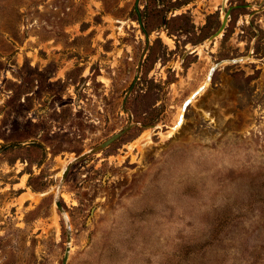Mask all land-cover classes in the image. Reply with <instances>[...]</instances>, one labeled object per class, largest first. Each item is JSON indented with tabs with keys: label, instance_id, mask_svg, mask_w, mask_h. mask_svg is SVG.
Wrapping results in <instances>:
<instances>
[{
	"label": "rangeland",
	"instance_id": "374dc122",
	"mask_svg": "<svg viewBox=\"0 0 264 264\" xmlns=\"http://www.w3.org/2000/svg\"><path fill=\"white\" fill-rule=\"evenodd\" d=\"M136 2L0 0V264H264V0Z\"/></svg>",
	"mask_w": 264,
	"mask_h": 264
},
{
	"label": "water",
	"instance_id": "95a60500",
	"mask_svg": "<svg viewBox=\"0 0 264 264\" xmlns=\"http://www.w3.org/2000/svg\"><path fill=\"white\" fill-rule=\"evenodd\" d=\"M138 2L139 0H137L136 2V8H138ZM221 8L224 10L226 9V6H225V3L222 4ZM229 15H230V10H226L225 11V15L223 16V19H222V22H221V25L219 26V28L213 32L207 39V42H206V45L210 42H214V40H216V38H218L225 30L226 26H227V23H228V19H229ZM189 53V51H186L183 55V58ZM244 60V57H238V58H233V59H230V60H220L218 62H216L215 64L212 65V67L210 68V71L208 73V76H207V84L208 82L211 80V77L214 73V71L220 67L224 62H240ZM207 85H204L202 86L200 89L196 90L193 94H192V98H188L183 106H182V109L183 111H185L187 109V106L192 102L193 99H195L198 95H200L204 89L206 88ZM132 126V124H129L128 126H126L124 129H122L121 131L119 132H116L114 133L113 135H111L107 140H105L100 146L97 147V149H100V148H104L106 146H108L111 142H113L114 140H116L117 138H119L122 134L126 133L128 131V129ZM96 149V150H97ZM71 167V164H68V166L66 167L65 171H64V174H63V178L66 177L69 169ZM56 205L57 207L59 208L60 211H63V207H62V203L60 200H56ZM68 225V228H67V245H66V249H65V253H64V257H63V261H62V264H67L68 263V259H69V255H70V251H71V240H72V231L70 229V226L69 224Z\"/></svg>",
	"mask_w": 264,
	"mask_h": 264
},
{
	"label": "bare ground",
	"instance_id": "6f19581e",
	"mask_svg": "<svg viewBox=\"0 0 264 264\" xmlns=\"http://www.w3.org/2000/svg\"><path fill=\"white\" fill-rule=\"evenodd\" d=\"M224 3H226V0H223V3L222 4H224ZM167 41H169V42H173L172 41V39H170V38H167ZM204 85H207V78H206V80H205V82L198 88V89H200L202 86H204ZM197 89V90H198ZM195 92V91H194ZM193 92V93H194ZM192 93V94H193ZM191 98H192V95L190 96ZM194 100V99H193ZM192 100V101H193ZM183 110V109H182ZM183 119H184V116H183V112L180 114V116H179V119H178V121H176V125L174 126V127H172L169 131H168V133H167V136L169 137V136H171V135H173V132H174V130H176L181 124H182V122H183ZM146 133H148V132H146ZM167 139V138H166ZM133 146V144L131 145V147ZM42 194H38V195H36V194H34V193H30L29 194V198H31V199H34V200H36V201H38V199H39V196H41Z\"/></svg>",
	"mask_w": 264,
	"mask_h": 264
}]
</instances>
